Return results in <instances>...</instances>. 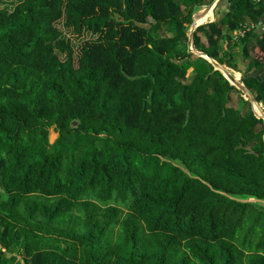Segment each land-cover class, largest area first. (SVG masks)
I'll list each match as a JSON object with an SVG mask.
<instances>
[{"label":"trees","instance_id":"16d2710c","mask_svg":"<svg viewBox=\"0 0 264 264\" xmlns=\"http://www.w3.org/2000/svg\"><path fill=\"white\" fill-rule=\"evenodd\" d=\"M206 1L0 5V264H264V212L219 193L264 200V122L189 49ZM215 16L195 48L228 66L264 0ZM238 40L264 107V32Z\"/></svg>","mask_w":264,"mask_h":264},{"label":"water","instance_id":"95a60500","mask_svg":"<svg viewBox=\"0 0 264 264\" xmlns=\"http://www.w3.org/2000/svg\"><path fill=\"white\" fill-rule=\"evenodd\" d=\"M222 1L223 0L213 1L202 12L197 13L195 16H193L192 25H191L190 30H189V49L194 55L208 61L214 67L215 71L220 72V74L226 79V81H228L229 84L231 86H233L236 90H238L241 93V95L244 97V99L250 104L251 111L254 114V116L258 120H262L264 122V107L262 104L257 102L256 98L254 97L252 92L245 86V84L242 81L237 80L235 78V76H233L227 70V68L220 65L217 61L210 58L205 53L199 52L195 48V32L199 27L204 26L207 23V22H205V24H203V23L200 24V22L204 18L208 17L211 12L214 15L216 8L219 6L220 3H222ZM219 193L221 195L225 196L226 198L238 203V204L250 205L257 210L264 212V200L260 199L256 196H243V197H241V196L228 195V194L223 193V192H219Z\"/></svg>","mask_w":264,"mask_h":264},{"label":"rangeland","instance_id":"374dc122","mask_svg":"<svg viewBox=\"0 0 264 264\" xmlns=\"http://www.w3.org/2000/svg\"><path fill=\"white\" fill-rule=\"evenodd\" d=\"M20 0H1L0 1V5L2 6H8L11 7L14 4H17ZM213 1L215 0H207L206 1V6H208L209 4H211ZM219 7V6H218ZM224 8V3H223V7H221V9ZM227 8V6H226ZM204 10V8H202L200 11H198L197 13H200ZM195 13V15L197 14ZM194 15V16H195ZM216 16L214 18L213 14H210L208 17H206L204 19L203 22H206V24H208V21L211 20H215ZM164 34L166 32H163ZM228 38H230V36H227ZM242 38V37H241ZM239 39V38H238ZM236 40L235 42H239L241 40ZM221 49H222V53L223 55L228 54V52H230L232 54V58L233 60L228 64V66H224L225 68H227V70L234 76H238L240 74V81L243 82V77H244V72L246 71L245 66H243L242 64V57H241V48L240 45H233V37L230 39H226L222 44H221ZM248 63L253 64L252 61H248ZM264 73H256L257 75H262ZM264 75V74H263ZM235 94V93H234ZM241 98L244 99V97L241 95ZM245 100V99H244ZM246 101V100H245ZM231 107H238L240 106V102H239V96H237V94H235L233 96V98L231 99L230 105ZM251 109V107H250ZM58 138V134L54 131V129H52L50 131V143H54L56 141V139ZM7 264H23L22 259L20 257L16 258V260L9 262Z\"/></svg>","mask_w":264,"mask_h":264},{"label":"built area","instance_id":"2783aa9c","mask_svg":"<svg viewBox=\"0 0 264 264\" xmlns=\"http://www.w3.org/2000/svg\"><path fill=\"white\" fill-rule=\"evenodd\" d=\"M258 30H263L264 31V23L261 22L259 24H254V23H245L241 26V30L236 33V39L238 37H244L247 33L251 31H258Z\"/></svg>","mask_w":264,"mask_h":264},{"label":"clouds","instance_id":"9594fccd","mask_svg":"<svg viewBox=\"0 0 264 264\" xmlns=\"http://www.w3.org/2000/svg\"><path fill=\"white\" fill-rule=\"evenodd\" d=\"M260 1H261V0H258V2H260ZM206 7H207V6H205L204 9H205ZM213 16H215V12H214V15H213ZM211 22H212V23L216 22V19H215V20H211V21H209L208 24H210ZM247 23H248V22H247ZM260 23H261V22H260ZM263 23H264V21H263ZM254 24H255V23H254ZM258 24H259V23H258ZM206 25H207V24H206ZM258 31H259V30H258ZM261 31L264 32L263 30H261ZM251 32H257V31H251ZM236 33H237V32H236ZM249 33H250V32H249ZM247 34H248V33H247ZM238 38H239V37H238ZM238 38H237V39H238ZM243 38H244V37H243Z\"/></svg>","mask_w":264,"mask_h":264},{"label":"bare ground","instance_id":"6f19581e","mask_svg":"<svg viewBox=\"0 0 264 264\" xmlns=\"http://www.w3.org/2000/svg\"><path fill=\"white\" fill-rule=\"evenodd\" d=\"M210 14H213V13L211 12ZM210 14H209V15H210ZM214 18H215V16H214ZM204 19H205V18H204ZM204 19L200 22V24H202V23L205 24V22H203ZM206 22H207V21H206ZM234 76H235V75H234ZM235 78H236L237 80H240V74H239L238 76H236Z\"/></svg>","mask_w":264,"mask_h":264},{"label":"crops","instance_id":"0c3cea01","mask_svg":"<svg viewBox=\"0 0 264 264\" xmlns=\"http://www.w3.org/2000/svg\"><path fill=\"white\" fill-rule=\"evenodd\" d=\"M235 35H236V32H234V33L232 34V36H230V37H233V43L237 40ZM228 36H229V35H228ZM227 39H229V38L227 37Z\"/></svg>","mask_w":264,"mask_h":264}]
</instances>
